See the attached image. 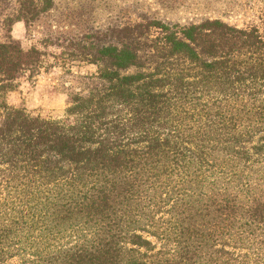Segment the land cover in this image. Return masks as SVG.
Returning <instances> with one entry per match:
<instances>
[{
	"label": "trees",
	"instance_id": "16d2710c",
	"mask_svg": "<svg viewBox=\"0 0 264 264\" xmlns=\"http://www.w3.org/2000/svg\"><path fill=\"white\" fill-rule=\"evenodd\" d=\"M0 40V264H264V15H140L42 50ZM78 62L63 116L8 105L23 72ZM64 45V46H63Z\"/></svg>",
	"mask_w": 264,
	"mask_h": 264
},
{
	"label": "rangeland",
	"instance_id": "374dc122",
	"mask_svg": "<svg viewBox=\"0 0 264 264\" xmlns=\"http://www.w3.org/2000/svg\"><path fill=\"white\" fill-rule=\"evenodd\" d=\"M13 7V0H0V40L2 20ZM146 15L167 22L185 23L202 18H217L238 27L256 25L264 15V0H52L51 9L29 25L14 23L12 38L22 50L31 45L42 50L46 40L61 44L63 40L80 39L88 31H103ZM64 46V45H63ZM63 48L49 45L37 72H23L15 80V90L7 93L5 102L23 108L32 116L56 119L63 116L68 95L77 76L94 72V66L78 62L63 68L52 65L51 53Z\"/></svg>",
	"mask_w": 264,
	"mask_h": 264
}]
</instances>
